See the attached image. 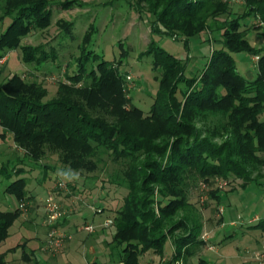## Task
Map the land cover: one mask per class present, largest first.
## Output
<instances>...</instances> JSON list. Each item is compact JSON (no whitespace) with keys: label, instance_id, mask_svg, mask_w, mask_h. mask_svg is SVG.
<instances>
[{"label":"trees","instance_id":"obj_1","mask_svg":"<svg viewBox=\"0 0 264 264\" xmlns=\"http://www.w3.org/2000/svg\"><path fill=\"white\" fill-rule=\"evenodd\" d=\"M74 1L63 0L61 5L69 6ZM215 2L220 5L214 9ZM244 2L245 17L232 20L219 17L233 14L232 5L224 0H163L161 14L151 10L155 17L151 30L168 37L181 33L186 49L193 37L208 29L205 21L209 16L216 21L213 31L220 34L216 39L221 44L212 51L200 78L186 75L185 59L153 44L144 57H152L160 79L147 113L127 97L123 65L99 57L89 70L81 61L73 73H66V80L60 82L51 99H46L48 89L44 84L27 79L23 73L1 82L0 137L5 141L11 135L13 144L8 147L14 146L17 156L1 165L0 173L7 179L13 173L21 175L23 167L10 169L9 165H23L27 160L42 165L47 173L43 160L48 153L57 155L62 170L79 174H92L109 163L118 165L102 182L104 189L122 195L120 205L112 211L115 233L109 243L112 249L121 250L120 262L140 264V257L148 251L163 257L171 238L175 251L165 264H177L180 259L188 264L189 258L200 254L201 246L206 245L201 238L202 224L192 225L180 214L189 206L195 207L186 196L192 183L198 178L215 177H239L249 183L264 177H250L243 165L246 155L252 161H264V46L257 47L247 38V31L260 26L244 22L251 17L264 21V0ZM58 5L48 0H3L0 23L10 22L0 35V59L20 47L22 61L28 65L40 66L57 58L51 55L54 48L49 51L43 45L21 44L33 30L50 26L53 8ZM238 53L260 57L254 80L238 72ZM3 73L0 67V77ZM194 82L195 88L189 90ZM181 84L188 86L180 89ZM127 104L130 110L122 108ZM209 111L226 112L239 136L221 146L202 138L192 121ZM28 183L27 177H20L4 191L20 205L35 198ZM20 209L0 210V247L21 218ZM15 250L0 249V264L25 261L8 259ZM30 251L22 248L26 261L41 264L35 250ZM196 264L211 263L200 257Z\"/></svg>","mask_w":264,"mask_h":264},{"label":"rangeland","instance_id":"obj_2","mask_svg":"<svg viewBox=\"0 0 264 264\" xmlns=\"http://www.w3.org/2000/svg\"><path fill=\"white\" fill-rule=\"evenodd\" d=\"M48 1L59 4L57 8H53L50 26L33 30L22 40L21 46L43 45L49 51L54 48L56 51L51 55L57 58L40 66L28 65L22 61L20 47L6 53V61L0 63V67L4 69L0 83L15 73H23L27 79L44 84L48 89L46 99L56 96L60 82L66 80L65 74L73 73L77 65L81 66V61L89 70L99 57L98 60L105 59L114 61L116 65H123L121 72L127 76L131 75V80L125 76L127 97L133 99V103L147 113L156 96L160 79V71L153 66L152 57H144L153 44H160L168 52L185 59L188 62L186 75L199 78L212 51L221 44L216 39L220 38V34L213 31L216 21L208 15L207 19L205 18L208 29L201 36L190 40L189 49L185 48L184 37L179 32H175L178 35L173 37L155 34L150 28L152 20L155 19L151 10L161 14L163 0H75L69 6L61 5L63 0ZM224 1L230 2L233 14H221V19L245 17L244 0ZM2 2L3 0H0V6ZM219 5L215 2L214 9ZM9 22L10 19H7L3 25L0 23V35ZM244 22L260 26L247 31L250 43L257 47L264 44V21L259 17H251ZM69 24V28L65 29ZM155 26H158L157 23ZM161 26L163 28V25ZM243 28L247 29L245 26ZM81 48L86 51L82 52ZM235 57L240 74L247 78L248 71L257 74L259 64L255 66L254 55L238 53ZM196 82L190 86L181 84L180 89H186L188 86L189 90H193ZM179 96L182 98L181 94ZM122 108L130 110L128 104ZM232 122L223 111H209L201 114L199 118L197 115L192 121L194 126L200 129L202 138H207L218 146L239 136V131ZM2 131L0 126V134ZM4 142L5 145H0V166L8 163L9 158L14 160L17 156L14 146L7 147L13 144L11 135ZM245 158L243 165L250 177H263L264 161H252L247 155ZM262 158L264 159V155ZM43 164L47 166V173L42 165L29 160L23 165L10 163V169L15 166L24 168L21 175L13 173L7 179L0 173V210L20 207L17 200L4 191L9 183L20 177L29 179L28 189L35 195L32 201H23L25 206L20 207L21 218L11 228L10 237L0 249L15 247V252L9 257L15 256L18 259L22 254L19 244L25 237L32 235V231L27 228L30 220L38 227L41 238H46L47 241L46 246L29 242V246L36 249V256L42 264H89L93 254L105 264H111L119 256L121 258V250L109 246L115 226H106L105 223L114 220L112 211L120 205L122 195L114 189H104L102 182L108 172L116 170L118 165L109 163L102 170L92 174H79L62 170L63 166L57 155L49 153ZM63 173H67L64 178L61 176ZM60 182H65L66 188H62ZM72 184L75 185L74 188L70 186ZM186 194L195 207L189 206L180 214L189 218L192 225L198 222L202 224L201 238L206 241V245L201 246V253L189 258L188 264H196L200 257L208 259L211 264H264V177L249 183L239 177H215L207 180L198 178L187 189ZM49 196L55 198L62 213L56 227L63 234L71 236L59 244L49 242L50 229L45 209ZM254 218L257 219L253 220ZM176 219L177 217H174L173 220ZM24 222L26 223L22 226ZM86 225L94 226V230L86 231ZM174 251L175 244L170 238L163 257L148 251L140 257V264H165ZM54 255L56 257H53ZM176 262L186 264L184 259ZM16 264L24 262L21 263L20 260L16 261Z\"/></svg>","mask_w":264,"mask_h":264},{"label":"built area","instance_id":"obj_3","mask_svg":"<svg viewBox=\"0 0 264 264\" xmlns=\"http://www.w3.org/2000/svg\"><path fill=\"white\" fill-rule=\"evenodd\" d=\"M260 57L258 55L254 56V61H255V66L258 64ZM6 61V56L0 59V63H4ZM128 80H131V75L127 76ZM59 185L62 188H66V183L65 182H60ZM25 203H21L20 207H24ZM45 209L47 211V215H48V220H47V224L48 227H50V231H49V242L50 243H57L59 244L63 239L65 238H71V236H67L65 233L63 234L60 229H58L56 227V224L58 222V220L61 218V211H60V207L58 205V203L56 202L55 198L53 196H49L46 200L45 203ZM112 224V220H108L105 225L109 226ZM84 229L86 231H93L94 230V226L92 225H86L84 226ZM204 239V238H203Z\"/></svg>","mask_w":264,"mask_h":264},{"label":"crops","instance_id":"obj_4","mask_svg":"<svg viewBox=\"0 0 264 264\" xmlns=\"http://www.w3.org/2000/svg\"><path fill=\"white\" fill-rule=\"evenodd\" d=\"M262 46H264V44H261L260 45V47H262ZM9 58V57H8ZM257 72H258V69H257ZM247 75H248V79L249 78H251L250 80H254L256 77H257V74H254L252 71H248L247 72ZM247 78V77H246ZM254 78V79H253ZM2 141H0V145H5L4 143V140H3V138H0ZM7 146V145H6ZM8 147V146H7ZM3 154V153H2ZM0 156H1V153H0ZM30 192V191H29ZM31 195H33L32 193H30ZM33 196H35V195H33ZM35 199V198H34ZM36 201V200H35ZM34 201V202H35ZM255 219H257V218H254L253 220H255ZM26 222H24V223H22V226L25 224ZM29 227H27V226H25V227H27V228H29L32 232H30L32 235H31V237H25L24 239V241L22 242V243H20L19 245L22 247V248H25L26 250H27V252L29 253V251L30 250H35V253H36V249H34V248H31L30 246H29V242L30 241H32V242H38L41 246H46V243H47V241H46V238H41V236H40V232H39V229H38V227L36 226V225H33L34 223H32V221H30L29 220ZM33 228V229H32ZM49 229H50V227H49ZM50 231V230H49ZM48 233V231L46 230V234ZM9 249V248H8ZM15 252V251H14ZM13 251L12 252H10L9 253V255H8V259L9 260H11V261H15L16 259H17V257H15V256H12V257H9L10 255H11V253H14ZM31 252V251H30ZM24 255H23V253L20 255V257L18 258V259H23V260H25V261H23L24 262V264H33V263H31V262H27L26 260V258L25 257H23ZM53 257H56L55 255L53 256ZM38 259V258H37ZM120 256H119V258L117 259V260H113V262L111 263V264H122L121 262H120ZM15 263H16V261H15ZM22 263V262H21ZM41 263V262H40ZM42 264V263H41ZM89 264H105L104 262H101V261H99V258L97 257V256H95L94 254H93V256H92V259H91V261L89 262Z\"/></svg>","mask_w":264,"mask_h":264},{"label":"clouds","instance_id":"obj_5","mask_svg":"<svg viewBox=\"0 0 264 264\" xmlns=\"http://www.w3.org/2000/svg\"><path fill=\"white\" fill-rule=\"evenodd\" d=\"M61 173H62V172H61ZM61 173H60V174H61ZM66 175H67V173H63V175H61V176L64 178V177H66ZM75 178H76V177H74V179H75Z\"/></svg>","mask_w":264,"mask_h":264}]
</instances>
